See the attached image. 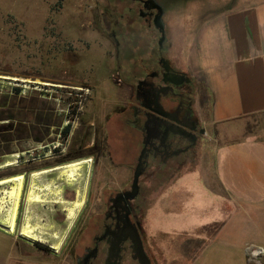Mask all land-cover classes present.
Instances as JSON below:
<instances>
[{"label":"rangeland","instance_id":"obj_1","mask_svg":"<svg viewBox=\"0 0 264 264\" xmlns=\"http://www.w3.org/2000/svg\"><path fill=\"white\" fill-rule=\"evenodd\" d=\"M157 1L164 8L167 36L171 35V31H175V26L179 21L182 25H187L184 28L185 33L181 35L183 40L211 12L210 8H217L221 5L220 2L215 4V0ZM136 3L135 0H0V89H11L17 83H23V88L30 90L35 85L44 86L38 82L56 84L60 86L59 88L66 85L67 81H72V84H76L78 87L80 82H84L86 84L85 91L88 95H91L90 92H92L93 96L89 108L90 113L101 114L98 122H102L103 127L101 147L103 155L98 167L94 155L89 153L81 158L55 163L24 155L20 167L14 165V167L0 172V180L27 173L25 177L26 191L29 189L28 185H32V180H30L32 174L46 172L40 178L39 184H36L38 187L36 192L42 195L41 199L44 200V204L34 205L26 202L25 199L21 206L22 215L19 221V226L29 222L31 226L36 227L34 234L45 239L46 242H32L9 234V238L5 241V254L2 253L1 247L2 264H16V262L18 264H73L75 247L83 237V233L92 225L91 219L102 210V183L111 175L110 170L116 167V164L109 159L108 154L112 156V159H115V162L119 163L117 165L119 177L133 179V172L142 148V132L139 128H133L127 123V119H130L132 115L129 110L123 112V107L128 104L130 87L117 73L115 42L107 34L97 30L98 22L95 15L98 10H103L105 7L117 8L120 24L125 27L124 32H127L126 28H128L130 33L125 37L126 44L130 42L138 59L142 57L149 59L153 56V49H156L157 54L161 34L154 25L147 24L133 9H130L134 8ZM177 11L179 13H176ZM104 24L108 25V22ZM164 47L163 54L168 57L171 51L169 52L170 47L167 42L164 43ZM83 72L85 77L80 76ZM73 73L76 74L74 77H72ZM129 82L134 83L132 80ZM197 91L202 94L197 95L196 93L198 101L204 102V107L199 110V106H197L196 113L208 133L203 137V140L199 141L191 155L181 156L180 159H184L186 163L174 174H159L157 164L151 161L145 176L141 179L148 197L142 219L146 247L154 264H243L244 260L247 261L249 254L246 258L241 237H231V243L236 246L231 250L229 237H210L206 243L209 246H204L205 249H202L199 261L191 263L189 254L183 262L179 251L174 248L175 244H172L174 251L171 256L160 248L163 245V240L172 242L180 234H174V236L172 233H166L168 237L158 236L156 241L153 239L155 241L153 242L145 230L146 211L156 200L161 188L174 180L181 170L193 168L201 160L206 163L209 158L208 149L214 147V141L210 138L225 137L235 140L248 134L264 138V113L258 114L248 121L234 122L225 126L217 127L206 123L209 99L207 96L203 97V90L198 88ZM14 157L15 155L6 159L10 160ZM27 158L30 161H24ZM89 158L91 161H88L86 165L82 163L80 175L76 177L75 181L70 183L65 177H59V168L63 165L73 160ZM123 161L124 165L121 163ZM1 162L3 159H0ZM171 162L173 163L172 160ZM163 168L168 169V167ZM92 174L96 178L90 182ZM51 181L55 182L51 190L40 191L42 186H48ZM188 181L191 182L194 179L189 177ZM86 182H89L87 201L72 227L73 224L69 225L66 221V213L59 203V198L66 202L73 201L77 198L78 193L79 196L85 193ZM8 185L5 184L4 187ZM57 191L58 194H56ZM179 196L185 199L184 205L176 204L178 209L167 211L168 213L163 215L162 220L166 223L169 233L170 229L177 227V231L188 230L187 234L190 235V227L191 225L195 227L196 219L207 218L214 209H210L204 203L203 206L201 204L197 206L198 210L195 211V201H193L192 209L191 197L197 200L202 198L203 194L191 197L182 194ZM46 200L48 203H45ZM203 200L207 201L205 198ZM9 207L10 205L6 209ZM194 231L196 232V230ZM56 234L58 238L54 237ZM1 235L0 237H3ZM190 238L192 237H189L188 241ZM244 238L248 243L255 241V237ZM59 239L62 241L66 239V241L60 252L58 250L57 253H54L51 246ZM263 242L264 239H262V245ZM234 248L244 252L245 258L242 253H234ZM257 250L259 249L255 250L254 256H257ZM250 261L252 264H264L263 260L253 258V256Z\"/></svg>","mask_w":264,"mask_h":264},{"label":"flooded vegetation","instance_id":"obj_2","mask_svg":"<svg viewBox=\"0 0 264 264\" xmlns=\"http://www.w3.org/2000/svg\"><path fill=\"white\" fill-rule=\"evenodd\" d=\"M135 1L136 6L130 9L144 22L154 25L157 10L147 8L145 0ZM95 17L98 22L97 30L107 34L115 42L117 73L130 87L128 104L123 107V112H131L132 116L127 119V123L142 132L139 158L144 148L145 152L139 191L133 199L130 195L135 171L132 180L119 177V163L108 154L116 167L110 170L111 175L102 183V210L91 219L92 225L83 233L78 243L80 245L75 247L73 264H154L146 247L142 226L148 197L141 179L151 161L157 164L159 174H174L186 163L184 159H180L181 156L191 155L199 141L203 140L206 128L200 123L195 110L197 86L187 73L175 68L164 56L166 41L162 45L159 43L157 54L156 49H153L151 58L138 59L130 42H125V37L130 33L128 28L124 32L125 27L120 24L117 8L105 7L98 10ZM106 22L108 25L104 24ZM171 72L185 73L190 81L178 84L179 80ZM75 75L73 73L72 77ZM80 76L85 77V73ZM130 80L134 83H130ZM38 83L44 86L35 85L27 90L23 88V83H17L11 89H0V158L6 159L19 153L55 163L81 158L89 153L94 155L98 167L103 155V127L102 122H98L101 114L90 113L92 92L88 95L84 82H80L78 87L72 81H67L62 88L56 84ZM88 161L91 159H77L70 163L81 162L86 165ZM125 162H121L122 165ZM162 165L168 169H164ZM44 173L46 172L30 176V180L32 177L36 180L32 182V187L37 191L36 184H39ZM19 177H24V189L25 176ZM94 178L96 176L92 174L90 182ZM9 179L0 180V183ZM5 184L9 183L0 186ZM88 184L86 182L84 205L72 226L85 207ZM7 187H2V190ZM42 187L40 191H48V188L44 189L47 186ZM15 223V231L11 234L23 237L18 233V221ZM66 239L62 241L59 252Z\"/></svg>","mask_w":264,"mask_h":264},{"label":"crops","instance_id":"obj_3","mask_svg":"<svg viewBox=\"0 0 264 264\" xmlns=\"http://www.w3.org/2000/svg\"><path fill=\"white\" fill-rule=\"evenodd\" d=\"M231 1L215 0V4L220 2L221 5L210 8L211 12L184 40L181 35L187 25L179 21L166 40L171 51L166 58L192 78L197 90H203V97L209 99L205 121L217 127L245 122L264 113V0ZM196 93L202 95L200 91ZM197 95L196 112L197 106L199 110L204 107ZM210 140L214 141V147L208 149L206 163L201 160L193 168L181 170L161 188L147 211L145 230L150 240L155 241L158 236L180 234L172 242L163 240L160 248L171 256L172 244H175L183 262L188 254L191 263L198 262L202 249L213 236L229 237L230 250L236 247L231 237H241L246 258L249 254V260H244L243 264H252V249L257 248L262 251L259 259L264 261V244H261L264 239V138L248 134L235 140L225 137ZM189 177L194 181L187 182ZM181 194L186 197L204 195L197 200L191 197L192 209L193 201L196 203L195 211L204 203L214 209L207 218H197L195 227L191 225L194 219L191 221L190 235L188 230L177 231V227L169 233L162 220L164 214L178 209L176 204L184 205L186 201L179 196ZM0 232L2 264L1 247L5 254V241L12 234ZM189 237L192 238L188 241ZM244 237H255V241L248 243ZM233 252L242 253L236 248Z\"/></svg>","mask_w":264,"mask_h":264},{"label":"bare ground","instance_id":"obj_4","mask_svg":"<svg viewBox=\"0 0 264 264\" xmlns=\"http://www.w3.org/2000/svg\"><path fill=\"white\" fill-rule=\"evenodd\" d=\"M81 169H82L81 162H73V163L67 164L64 167L59 168V177L60 178L65 177L66 180L71 183L72 181L76 180L77 176L80 175ZM23 178L24 177H13L11 179L8 178L9 180L0 183V184L9 183V186L6 189L4 188L0 193V220L3 221V222H0V228L9 233H12L15 231V226H16L15 222L18 218V209L20 207V202L24 194H25L26 202L28 203H31L34 205L44 203V200L41 199L42 195H39L40 193L38 194L36 192L37 190L34 189L32 185H30L31 187H29L27 191L26 190L24 191ZM32 182H34L33 177H32ZM54 184L55 182L51 181V183L47 187H44V189L48 188V190H51V187ZM58 191L56 192V194H58ZM46 202L47 200L45 201V203ZM84 202H85V195L82 194L79 196V193H78L77 198L71 202L70 201L66 202L63 199L59 198V203L63 206V211L66 213L65 215L66 221L69 223V225L72 224L73 221L76 219L77 214L81 211L84 205ZM55 203H58V202H55ZM8 205H10V207L6 209ZM3 214L4 216L1 217V215ZM36 229L37 228L31 226L29 222H26V223H23L21 226H19L18 233L21 236H23V237H20L22 239H26L32 242H42V243L46 242L45 239H42L41 237H37V235L34 234V231H36ZM54 237L58 238L57 234ZM61 243H62V240L59 239L56 243H54L51 246V249L55 252L58 251L61 247ZM259 250H257L256 255H258ZM260 252L262 251L260 250Z\"/></svg>","mask_w":264,"mask_h":264},{"label":"water","instance_id":"obj_5","mask_svg":"<svg viewBox=\"0 0 264 264\" xmlns=\"http://www.w3.org/2000/svg\"><path fill=\"white\" fill-rule=\"evenodd\" d=\"M146 3V7L150 8V9H156L157 13L154 17V25L155 27L160 31L161 33V38H160V45H162L163 42H165L167 40V35H166V25L164 22V8L163 6L157 1V0H145ZM168 71L169 68L165 67ZM174 78L178 79L179 82H177L178 84H182L184 82H189L190 78L189 76H186L185 73H176V72H171L170 73ZM160 111V110H159ZM161 113V112H158ZM144 152H145V148L144 150H142V153L140 155L139 158V162L137 164L135 173H134V181H133V187H132V194L130 195V198H136L138 191H139V179L140 176L142 175V171H143V157H144ZM3 230V229H1Z\"/></svg>","mask_w":264,"mask_h":264},{"label":"built area","instance_id":"obj_6","mask_svg":"<svg viewBox=\"0 0 264 264\" xmlns=\"http://www.w3.org/2000/svg\"><path fill=\"white\" fill-rule=\"evenodd\" d=\"M15 155V157H14V159H10V160H8V159H3V162H1L0 163V172H2V171H4V170H6V169H8V168H12V167H14V165H16V167H20V165L23 163V157L24 156H22V155H20L19 153H16V154H14ZM33 158V157H32ZM1 159V158H0ZM33 159H35V158H33ZM24 161H30V159L29 158H27V159H25ZM21 175H24L25 177L27 176V173H24V174H20V175H17V176H14V177H19V176H21ZM5 185H1L0 186V188H2V187H4ZM24 190H25V185H24ZM23 202H25V194L23 195V198H22V200H21V202H20V208H19V215H18V218H17V221H18V223H19V221H20V217H21V206H22V204H23ZM44 203H42L41 205H43ZM36 205H38V204H36ZM0 222H3V221H1L0 220ZM258 249V248H257ZM255 250L256 249H254V251H253V253H252V255H253V257L254 258H260L261 256H262V252H260V250H259V252H258V255L257 256H254V252H255Z\"/></svg>","mask_w":264,"mask_h":264}]
</instances>
